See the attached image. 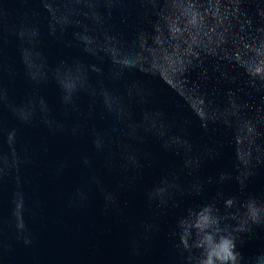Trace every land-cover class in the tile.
Returning <instances> with one entry per match:
<instances>
[{
  "label": "water",
  "instance_id": "95a60500",
  "mask_svg": "<svg viewBox=\"0 0 264 264\" xmlns=\"http://www.w3.org/2000/svg\"><path fill=\"white\" fill-rule=\"evenodd\" d=\"M205 209L264 264V0H0V264H200Z\"/></svg>",
  "mask_w": 264,
  "mask_h": 264
},
{
  "label": "clouds",
  "instance_id": "9594fccd",
  "mask_svg": "<svg viewBox=\"0 0 264 264\" xmlns=\"http://www.w3.org/2000/svg\"><path fill=\"white\" fill-rule=\"evenodd\" d=\"M251 216L256 219L255 209H251ZM216 224L217 220L211 216L209 209H205L196 222L195 227L203 233L198 244L204 251L200 264H238L234 240L228 235H213L210 231ZM216 232H219L218 228Z\"/></svg>",
  "mask_w": 264,
  "mask_h": 264
}]
</instances>
